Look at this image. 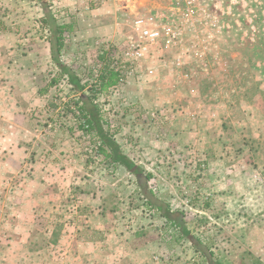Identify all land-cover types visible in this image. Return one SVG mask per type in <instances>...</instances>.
<instances>
[{
	"label": "rangeland",
	"instance_id": "374dc122",
	"mask_svg": "<svg viewBox=\"0 0 264 264\" xmlns=\"http://www.w3.org/2000/svg\"><path fill=\"white\" fill-rule=\"evenodd\" d=\"M216 1L223 8L228 3L198 0L195 9L187 12L176 9L174 0H114L125 37L131 36L136 18L159 13L165 17L163 26L177 38L162 37L133 66L132 74L101 94L103 103L96 106L103 119L109 122L117 116L128 124L124 121L128 110L135 123H144L150 116L152 120L193 117L198 121H188L185 130L196 128V136L183 135L180 141L190 144L183 151L131 153L136 166L131 172L109 168L108 161L95 153V138L77 132L75 125L68 145L78 147V158L88 160L93 169L76 171L77 197H67L66 191L62 198L63 189L55 181H61L65 172L59 175L40 165L52 162L53 166L58 160L44 146L55 134L63 135L71 128L59 117L69 112L79 122L75 112L79 109L75 99L62 102L58 97L71 90H56L48 99L54 106L52 115L33 116L32 132H24L17 122L18 132L0 139V154L4 151L0 155V264L69 263L72 253L62 251L63 217L74 210L83 212L91 198L96 200L94 207L101 202L117 213L120 218L113 220V227L118 233L128 234L132 242L149 241L140 253L141 264H264V0L257 4L248 0L247 8L225 15L213 8ZM120 60L126 63L122 55ZM86 64L85 70L76 71L89 84L85 94L90 96L98 74L90 62ZM141 83L142 96L147 92V99H154V94L161 99L160 111L147 115L140 103L127 102ZM120 136L122 152L140 145L139 136L122 128ZM125 137L132 146L122 141ZM35 149L41 151L35 153ZM18 150L20 157L14 155ZM31 162L37 164L30 166ZM149 192L166 208L183 212L180 225H170L147 206ZM225 194L232 199L221 200ZM48 195L51 200L46 202ZM181 227L192 242L181 234Z\"/></svg>",
	"mask_w": 264,
	"mask_h": 264
},
{
	"label": "crops",
	"instance_id": "0c3cea01",
	"mask_svg": "<svg viewBox=\"0 0 264 264\" xmlns=\"http://www.w3.org/2000/svg\"><path fill=\"white\" fill-rule=\"evenodd\" d=\"M258 1L260 0L253 2L257 4ZM50 18L54 19L56 25L70 29V31L64 32L63 47L54 56L50 29L44 22L45 19ZM122 26V17L114 0H0V139H4L5 135L14 136L18 132L17 122L22 123L24 132H32L33 126L30 120L33 116L43 119V116L52 115L50 108L54 106L48 100L55 95L56 91V84L53 85L52 80L57 82L56 75L59 72L62 73L53 57L67 70L74 71L76 74H78L76 70H85V67H88L86 63L90 62L93 67L91 70L96 73L95 70H102V67H98L101 62L98 55L100 51L106 49V44L118 46L124 43L126 35L123 33ZM43 29H46L50 34L46 40L43 39ZM83 83L84 81L81 79L80 85H84ZM141 85L142 83L137 85L139 92L135 94L136 96L132 92L130 93L132 96L127 102L131 105L140 103L146 107L147 115L156 110L160 111L157 108L162 106L161 99L158 101L156 94H154V99H147V92L142 96L141 92L144 87ZM131 89L129 88V90ZM74 93L78 96L86 95L85 89L80 92L74 88L66 98L67 100L75 99L77 107H81L86 113L93 103L78 101L77 98H74ZM127 102L126 105H129ZM128 112L130 113L129 110ZM129 113L125 115L124 120L128 124L119 121L118 117L114 116L110 118L108 126L109 131H112L115 126V130L112 132H114V140L120 146L121 152L122 147L117 140L121 141V128L124 132L141 138L138 142L139 146L130 150L125 148L128 151L122 152L130 161V154L138 150L140 154H143L144 150L152 154L163 153L164 150L172 152L186 150L184 149L185 145L190 147V144L180 141L185 137L183 135L189 133L192 139L196 136V128L190 127L191 132H189V127L187 131L185 129L188 121L196 122L197 118H180L178 116L176 119L170 117L169 120L167 118L162 120L159 117L152 120L150 116V118H144V123L141 120L135 123ZM59 121L71 128H65L63 135L55 134L51 140L47 141L48 145L44 146L46 150L50 151L49 156L58 160L54 161L53 166L50 162L49 165L44 163L40 167L45 169L50 167L49 169L59 171V175H63L62 172H65L61 181H55V183L60 189H63L62 198L66 191L69 192L67 197L74 198L77 197L74 193H76L79 183L76 171L81 169L87 171L93 167L88 160L78 158V147L71 148L68 145L73 142L72 137L75 135L73 127L75 128L77 125L76 131H80L78 122L69 112L62 114ZM159 124L163 127L162 134ZM37 128L40 127L37 126ZM161 138L164 140L160 141ZM60 141L62 145H66L62 146ZM122 141L132 146L130 138L125 137ZM147 144L153 148H146ZM154 148L158 150H153ZM159 150L160 152H158ZM31 151L28 155H31ZM40 151L41 149L34 150L35 153ZM3 153L4 151L1 150L0 155ZM14 155L20 157V151H15ZM106 163L109 168L110 166H117L119 170L123 168L109 162ZM33 164L37 163L31 162L30 166ZM45 199L46 202H49L51 196L48 195ZM160 199L164 203L170 201L165 198ZM220 199L228 201L232 197L225 194ZM95 202L96 200L91 198L89 200L91 205L83 212L74 210L63 217L65 221L60 231L62 251L63 255L71 252L73 257L69 263L62 262L61 264H141L143 261L140 259V253L145 251L146 245L144 244L150 245L149 241L139 238L132 242L128 234L118 233L117 229L113 227L116 223L113 220L120 217L115 216L117 213H112L107 204L99 202L94 207ZM170 211L183 216V212L177 211L175 208L171 207ZM147 258H151V256H147ZM147 258L145 259L146 263L149 262Z\"/></svg>",
	"mask_w": 264,
	"mask_h": 264
},
{
	"label": "trees",
	"instance_id": "16d2710c",
	"mask_svg": "<svg viewBox=\"0 0 264 264\" xmlns=\"http://www.w3.org/2000/svg\"><path fill=\"white\" fill-rule=\"evenodd\" d=\"M45 24L49 26L52 41H53V56L57 55L60 50L63 47V34L65 31H70L69 28H65L64 26H59L55 24V21L53 18L45 19ZM48 29V30H49ZM50 35V34H49ZM100 61L102 63L105 62V56L104 55H98ZM53 60L56 62L57 67L61 70L62 73H58L56 75V80H52L53 85H55L57 90V84L61 77L66 76L68 79V83L71 86V91L74 90V88L78 89L80 92L83 91L87 83L84 82V85H80L81 83V76L79 78V74H76L74 72H71L70 70H67L65 67H63L54 57ZM120 79V74L118 72H114L112 70H109L107 66L102 67V70L99 71L96 83L94 84V87L97 89L99 93H103L107 89L113 86H117ZM80 85V86H79ZM93 87V86H92ZM91 95H79L78 101H88L93 103L88 111L84 113V109H79V130L83 132L84 134L92 135L93 138H95L96 143V150L95 153L99 156H102L106 161L113 165L122 166L128 171H131V169L135 166L131 161L122 154L121 149L119 145L114 140V132H109V126L108 122L105 121L101 115V112L99 108L96 106L95 98L93 95L94 89H90ZM85 126L87 128H85ZM138 172V170L136 171ZM146 204L150 208L156 209L161 216L170 224L175 226L176 224H179L182 219V215H180L177 212H171L170 209L166 208L156 198H154L151 193L146 195ZM180 225V224H179ZM181 234L187 237L190 241L192 240L190 238L189 232L185 230V228H181ZM192 242V241H191ZM195 246V245H194ZM211 257V255H210ZM209 264H217L209 261Z\"/></svg>",
	"mask_w": 264,
	"mask_h": 264
},
{
	"label": "built area",
	"instance_id": "2783aa9c",
	"mask_svg": "<svg viewBox=\"0 0 264 264\" xmlns=\"http://www.w3.org/2000/svg\"><path fill=\"white\" fill-rule=\"evenodd\" d=\"M257 2V0H253ZM198 0H174L176 9L183 11H192L195 9ZM213 5L215 10H220L222 15H225L227 12L230 13L232 10L239 8H247L248 0H228V3L225 8L221 6L220 2H215ZM165 23V17L162 14H152L144 17L136 18L131 25V36L126 37L124 44L120 46H106L105 50L99 52V55L105 56V62H99L98 67L101 68L107 66L109 70L118 72L120 74V81L127 78L128 75L134 72L133 66L140 61H143L149 54L150 48L157 43L162 37L167 38L169 41L176 40V35L171 32L169 29L165 28L163 24ZM49 32L46 29L42 30L43 39L46 40ZM120 55L124 61L120 60ZM98 74L100 70H95ZM87 83V81H86ZM94 82L92 88L94 89L93 95L95 98V103H101L102 105V93H99L94 87ZM87 85H89L87 83ZM71 86L68 83L66 76L60 78L57 84V90L65 91L70 90ZM60 101L66 102V96L58 94ZM78 100V99H77ZM57 101L56 99L54 100ZM101 101V102H100ZM78 108V107H77ZM104 110H106L104 108ZM76 115L79 116V110L75 109ZM85 128H87L85 126Z\"/></svg>",
	"mask_w": 264,
	"mask_h": 264
},
{
	"label": "water",
	"instance_id": "95a60500",
	"mask_svg": "<svg viewBox=\"0 0 264 264\" xmlns=\"http://www.w3.org/2000/svg\"><path fill=\"white\" fill-rule=\"evenodd\" d=\"M135 168H136V167L134 166V167L131 169V172H133V171L135 170Z\"/></svg>",
	"mask_w": 264,
	"mask_h": 264
}]
</instances>
